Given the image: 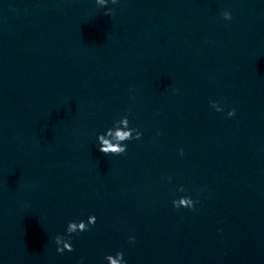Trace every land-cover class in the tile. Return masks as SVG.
Masks as SVG:
<instances>
[{"label": "clouds", "instance_id": "obj_1", "mask_svg": "<svg viewBox=\"0 0 264 264\" xmlns=\"http://www.w3.org/2000/svg\"><path fill=\"white\" fill-rule=\"evenodd\" d=\"M96 3L103 7L106 5L107 0H96ZM111 3L116 4L117 0H111ZM104 14L110 16L113 14V10L107 9ZM221 15L224 20L232 19L231 13L227 10L223 11ZM210 106L217 112L223 111V109L215 101L210 102ZM235 114V109H231L227 113L228 117H232ZM142 135L143 134L137 128L129 126L128 115L125 114L120 119L114 121L112 127H109L105 133L97 135L98 150L106 156L123 155L127 150V144L125 142L132 140L139 141L142 138ZM180 154L183 155V149L180 150ZM177 191L185 192L186 189L183 185H180ZM196 203H198V201H194L189 195L181 196L172 201L173 207L177 209L185 207L194 210ZM95 223V215H90L86 222L84 220H80L79 222L69 221L66 228V236L56 235L54 237V243L57 246V253L63 254L65 251H74L73 245L71 243L72 234L89 231L90 227L94 226ZM128 241L133 243L135 241V237L129 236ZM104 259L108 262V264H127L122 251H117L115 255L108 254L104 257ZM81 264H83V259H81Z\"/></svg>", "mask_w": 264, "mask_h": 264}]
</instances>
